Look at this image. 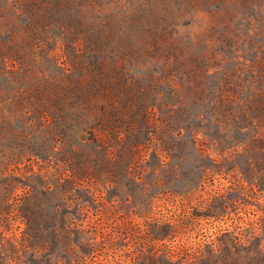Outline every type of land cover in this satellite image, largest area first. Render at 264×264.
Masks as SVG:
<instances>
[{
	"label": "rangeland",
	"instance_id": "374dc122",
	"mask_svg": "<svg viewBox=\"0 0 264 264\" xmlns=\"http://www.w3.org/2000/svg\"><path fill=\"white\" fill-rule=\"evenodd\" d=\"M0 264H264V0H0Z\"/></svg>",
	"mask_w": 264,
	"mask_h": 264
}]
</instances>
